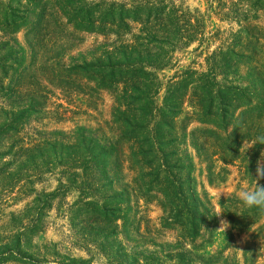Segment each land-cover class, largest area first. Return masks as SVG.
<instances>
[{"label": "trees", "instance_id": "trees-1", "mask_svg": "<svg viewBox=\"0 0 264 264\" xmlns=\"http://www.w3.org/2000/svg\"><path fill=\"white\" fill-rule=\"evenodd\" d=\"M207 2L218 25L182 0H0V264H256L264 213L235 194L242 259L206 253L195 159L264 186V0ZM103 95L102 124L56 127Z\"/></svg>", "mask_w": 264, "mask_h": 264}, {"label": "rangeland", "instance_id": "rangeland-1", "mask_svg": "<svg viewBox=\"0 0 264 264\" xmlns=\"http://www.w3.org/2000/svg\"><path fill=\"white\" fill-rule=\"evenodd\" d=\"M182 2L190 9H198L201 12L207 14L210 18L211 23L219 24L218 21L214 18L212 12L209 10L207 0H182ZM20 40L22 41V34L19 35ZM187 60H190L189 56ZM73 100V99H72ZM110 101L106 95H103V101H97L94 104V108L96 107V111L90 110L92 105H90V109H88L84 103V100L81 96L76 97L73 100V103L68 106L69 109L73 111H77L75 107L80 108L78 114H67L68 119L65 122L56 124V127L59 128H72L76 124H87L91 126H98L102 124L106 119H108V112L110 109ZM66 106V105H64ZM87 108V109H86ZM83 110L86 111V115L83 114ZM239 163H236L234 166H228L227 172H229L227 178L223 182L211 183L207 179L206 167L205 164L200 163L195 159V175L198 181L201 183L202 188L206 192L211 205L214 211L217 214L218 225L213 234L212 241L205 247V251L208 254H214L218 251L224 250L226 254H234L239 260L242 259V251L245 246V241L247 240V235L239 232L236 226H234L227 218L224 217L221 207L220 200L225 198L229 194H235L241 197L242 193L245 191H251L252 187H248L246 180H241L242 175L241 168L238 166ZM15 207L22 206V203L16 201ZM146 209L147 215L150 216L153 222H157L158 217L160 216V210L155 204H148L144 207ZM227 222L229 227L225 230L220 229L222 226L221 222ZM60 233L58 230L53 228L49 229L47 233L41 235V239H50L57 241L60 238ZM232 237V243L226 248V244L229 243V239ZM233 246V248H232ZM260 257L256 259V264H264V250L260 251Z\"/></svg>", "mask_w": 264, "mask_h": 264}, {"label": "clouds", "instance_id": "clouds-1", "mask_svg": "<svg viewBox=\"0 0 264 264\" xmlns=\"http://www.w3.org/2000/svg\"><path fill=\"white\" fill-rule=\"evenodd\" d=\"M264 178V167H258L256 172L257 181ZM242 204L248 209H256L261 213H264V186L257 183L255 190L245 191L241 195ZM220 229L225 230L229 225L227 222H221Z\"/></svg>", "mask_w": 264, "mask_h": 264}]
</instances>
